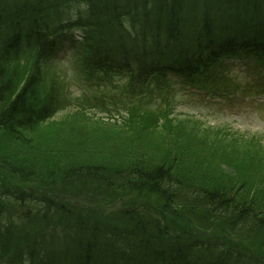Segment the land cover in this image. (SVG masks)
Instances as JSON below:
<instances>
[{
    "label": "trees",
    "instance_id": "trees-1",
    "mask_svg": "<svg viewBox=\"0 0 264 264\" xmlns=\"http://www.w3.org/2000/svg\"><path fill=\"white\" fill-rule=\"evenodd\" d=\"M11 1L13 0H10V2ZM52 3L55 7L60 5L58 0H52ZM115 3L116 0L98 2L100 6L107 7L105 12H109V10L114 7ZM14 8L15 7H12V9H10L8 5L0 7V43L5 41L10 50L12 48L17 50L16 52H12L15 60L21 54L19 51H22L19 47L21 41L20 38H17V34L20 33L22 27L27 22V18H25L26 16L24 15L16 13ZM7 13H12L13 16ZM24 18L25 20H23ZM21 20H23V22ZM92 21L96 23V20L92 19ZM18 25L19 27L17 28ZM85 27L88 32L92 31L94 33L93 30L95 29L93 27L86 24ZM105 34L106 35L103 38H100L97 35L92 38L93 42H91V44L93 49L95 48L93 51L95 63L91 67L90 73L96 70L109 72L111 60L116 59L120 54L125 55L127 53L121 44V41L116 39L117 35L114 32H109V30L106 29ZM0 47H3V53L5 49H7V47L4 48V45L2 44H0ZM0 59L2 64L3 59L1 57ZM15 83L17 84L16 79ZM17 85L18 93L21 92L26 96V98L24 101H19L20 99L18 97H16V99L14 98L12 105L14 107L16 106L17 112L15 113L14 110L7 111L12 121L15 119H25V111L23 110V107L26 102H30L35 110L40 112L43 111L45 112L44 115H48L49 107L37 106L40 91L37 90L33 83L24 82L22 85L19 83ZM136 136L138 137V135H135L132 138H136ZM38 151L41 152L39 149ZM141 152L149 153L151 156L161 155L157 152H153L147 147H145ZM125 159L126 154L120 151L113 159L94 158L91 161H86L79 160L75 156H68L67 161L62 162L59 160L57 163L47 167L43 165L44 160L41 157H37L30 160V165L35 170L42 172V176L49 177L50 181L54 180L53 186L55 188H58L60 185H76V187L82 189L84 195L89 197V191L97 201L104 199L100 192L103 190H106V192H115L119 186L122 189L130 187L132 190H137L138 188H150L155 190L156 194L161 197L163 210H155L153 208H146L145 210H126V216L130 223L128 221L127 222L131 224L130 228L134 233L130 234L128 231V233L123 236L121 231L118 232L111 229V227H108V233L113 237V240L107 238L106 236H104V238L101 236L93 238L90 236V234L93 233L92 227L88 222L81 219L78 224L77 237L80 239L85 238L86 240H78L77 244L83 243V248L73 245L74 255L69 257L63 254L60 239L48 242L41 238L43 237L42 234H38L32 242L29 234H24L23 238H28L31 243L30 245H38L36 249L40 250L43 255L48 256L51 264L60 263L66 260L70 261L72 264H130L132 257L136 252H139L142 256V259L138 258V264H143L144 260L148 258V250L142 237L143 230H147L151 225H155L156 227L161 224L163 225L166 220L164 217L178 215L181 213L180 210L177 209L179 206V203L177 202V192L170 188L171 185H174L170 181L171 172H174V170H171L173 163H178L185 159L190 160V162L194 165H203V163H205L207 166V163L204 162V159L200 155L190 150L182 152L181 155H174V161L171 162L170 160L167 163H165L166 160L162 161V163H158L150 157L148 160L156 163L151 161L144 163L140 160H133L127 162V164H123ZM9 161H11L12 164L16 163V161L10 156ZM195 167L198 168V166ZM2 168L6 167L0 166V170ZM45 169L48 170L44 175L43 173ZM180 169L181 177H185V171L187 170L186 167L182 166ZM203 191L205 194L215 193L213 192L214 190L209 191L203 189ZM217 192H219V190ZM208 199L211 202V205L216 206L215 202L219 198L216 199L214 194L209 195ZM253 203L256 204L257 202L253 200ZM234 204V202L227 204H223L221 202L220 204L221 208L227 212L231 210L229 209L230 207L233 208L234 212L238 211L239 217L241 218L236 219L235 221L229 220V227L238 231L237 233L240 232L239 237H250L256 246L264 247L263 244H260V241L253 238L255 233H260V231H256L257 227L264 229V203L261 204V208H257V206L252 203H247V206L243 205L240 207H233ZM253 208H256L260 215H257L255 219H251V222H246V217L255 215ZM155 216L162 217L160 218V223L153 220L152 217ZM4 218V212L0 209V228L4 227L10 231L13 237H15V241L12 246H9V252H0V259H5L4 262L7 264H22V262L26 264L23 250L27 247H25L19 240V238H21V234L25 232L18 228H13L14 226L12 225L16 224L1 222ZM93 223L98 225V219L94 218ZM231 223L232 225H230ZM135 225L141 228L137 232L135 230ZM145 237L148 238V240L155 239L153 229L148 230ZM5 243L8 244V240L5 239ZM89 252L90 254L93 252H102V257L91 256L89 255ZM226 252L227 253L225 255L221 256L217 260L216 264H264V259L262 257H259L253 253L254 251L243 246L230 244V248ZM112 257H116V262H110ZM135 262V264H137V258Z\"/></svg>",
    "mask_w": 264,
    "mask_h": 264
},
{
    "label": "rangeland",
    "instance_id": "rangeland-1",
    "mask_svg": "<svg viewBox=\"0 0 264 264\" xmlns=\"http://www.w3.org/2000/svg\"><path fill=\"white\" fill-rule=\"evenodd\" d=\"M61 64L66 67L64 72L67 75V81L63 78L66 106L52 119L39 124L30 132L34 143L31 157H41L44 160V166L48 167L59 160L67 161L68 156H78L77 159L86 161L94 158L113 159L120 151L126 154L124 163L141 158L151 161L148 160L150 157L159 162L165 160L166 156L171 155L172 159L176 153L181 154L190 150L201 157L204 153H209L212 156V159L206 162L207 167L203 168L209 169V172L186 170V173L192 175L193 182L206 184L221 180L230 186L234 185L233 188L236 189L243 185V175L235 173V169L241 168V162L231 145L230 148L217 147L216 139L219 133L217 129H224V123L237 126L230 128L231 142L246 151L251 144L254 150L255 145H259L264 153V116L257 120H251L242 126L234 124L228 119H213L208 122L200 118H188L184 115H166L159 122L152 124L150 122L152 119L151 112L134 109L131 114L133 122L130 125H118L103 115L107 112L97 113L90 109L88 102L84 100L82 94L96 93L97 88L90 85L85 78L80 76L75 78L78 70L74 69L68 60L62 61ZM22 67L25 68L24 62L20 63L19 66L16 63L13 65V70ZM102 94L99 93V96ZM177 112L183 114L180 109ZM256 132L261 134L255 136ZM135 135L138 137L132 138ZM145 147L161 155L151 156L149 153L141 152ZM38 148L44 150L45 154L41 152L40 155L42 156H38ZM247 160L254 166L249 169L250 171L248 170L249 174L253 176L251 179L258 180L264 190V178H260L261 173L259 172L264 170V155H249ZM184 166L193 169L197 165L188 162L186 159ZM47 170L45 169L44 175ZM37 175L40 176L30 178V184H26L22 179L19 180L20 178L7 179L25 188L40 187L47 189L49 177L42 176V172H38ZM255 200L260 202L264 200V197L257 196ZM125 203V200H119L116 205L121 207ZM117 220L120 221V218L117 217ZM253 238L264 245L263 230L260 233H255ZM237 242L244 245L252 244V241L247 237H239ZM260 251L264 256V248Z\"/></svg>",
    "mask_w": 264,
    "mask_h": 264
},
{
    "label": "bare ground",
    "instance_id": "bare-ground-1",
    "mask_svg": "<svg viewBox=\"0 0 264 264\" xmlns=\"http://www.w3.org/2000/svg\"><path fill=\"white\" fill-rule=\"evenodd\" d=\"M89 2L96 3V2H102L105 0H88ZM184 1V0H182ZM258 5L257 8L254 10V12L251 15H246L244 18L246 19L247 23L246 25L237 23L230 27V31L233 32L236 36H238L241 39H254L255 43L251 42L249 47L253 48L256 52H258L261 56H264V0H256ZM10 0H0V7H4L8 5ZM95 7V5H93ZM107 7L100 6L95 8L93 14L95 16H100L102 13L106 11ZM14 11L16 13H19L24 16H28L30 18H33L35 21H37V13H28L24 10L23 5H18L14 8ZM44 13V9L41 11ZM176 14H172L168 17L167 22L168 23H174L175 22V16ZM152 16L151 13H145L143 16L144 20H147ZM150 22V21H148ZM147 22V23H148ZM149 29L148 27L143 23L140 31L137 35V38L132 39L133 44V52L134 53H143L142 59L145 61L147 65H152V62L150 60V53L147 52V50L143 47L142 41L148 36ZM42 36H27L23 39L24 44L27 45V50L34 54V59L39 60L42 63L43 67H47L51 64V60L49 57L44 55L41 52V49L37 45V40L41 39ZM141 44V45H140ZM154 44H162V40H159L155 42ZM162 47V46H161ZM164 47V46H163ZM175 48V47H173ZM171 48V50H173ZM165 49H168L167 45L165 46ZM3 47H0V56H2ZM6 52L8 49L5 50ZM11 52H16L17 50L11 49ZM19 53H26L25 51H19ZM184 59L187 61V58L189 57L188 53L184 54ZM123 58L126 61H132L134 60V57L130 53H126ZM21 77L25 79V82H35L38 81V79L34 76V71L28 68H21L20 69ZM53 77H55L57 80L64 81L63 79V72H53L51 73ZM18 97L19 101H24L26 96L22 94L21 92L18 93V85L15 83V73L10 69V67L0 59V166L9 168L13 171H15L18 174V177L20 180L24 181L26 184H30L31 180L30 178L32 176L37 177L36 174L38 172L31 167L30 160H31V152L33 148V139L30 136V132L32 129L35 128L36 121L39 117L45 114L43 111H37L33 108L30 102H26L25 106L23 107V110L25 111V119L19 120L15 119L14 121L11 120V117L8 115L7 111L14 110V112H17L16 106L14 107L12 105V102L14 98L16 99ZM95 113V112H93ZM25 122V123H24ZM28 124L32 129L27 130L25 125ZM39 125V124H38ZM36 125V127L38 126ZM41 150L42 154L43 151L41 148H38ZM41 152H37L38 156H40ZM9 156L12 157L16 163L12 164L11 161H9ZM78 157V156H75ZM202 157L204 158V162H207L208 160L212 159V156L209 153L202 154ZM33 159V158H32ZM64 162L63 160H61ZM91 161V160H88ZM56 163V162H55ZM54 163V164H55ZM127 164V163H123ZM198 168H193L192 171L197 172L198 170L202 172H209L208 170H205L203 168L207 167L205 163L203 165H197ZM172 168H174V165H172ZM181 168V167H180ZM178 167V177L180 179H183L181 177V169ZM67 169V168H64ZM177 169V168H175ZM174 170V169H173ZM218 182L211 181L206 184L207 190H214L215 184ZM71 188L72 190H81V188L76 187V185L66 186ZM60 188V187H58ZM57 189V188H56ZM47 192L52 190H46ZM9 192L17 193V191L9 190ZM238 204V203H237ZM215 206V205H214ZM214 206L212 208H214ZM243 206L242 204H238V207ZM32 209V207H29ZM67 218L59 219L57 221V227L62 228L66 224ZM5 239L8 240V244L5 243ZM19 240L22 242V244L25 247H31L30 246V240L28 238H19ZM15 241V237L8 231L6 228H0V252H9V246H12ZM32 252H40V250L36 249V247L31 248ZM111 263L116 262V257H112L110 260Z\"/></svg>",
    "mask_w": 264,
    "mask_h": 264
}]
</instances>
